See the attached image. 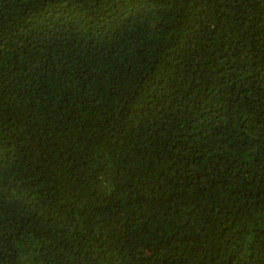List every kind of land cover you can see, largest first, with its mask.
<instances>
[{
    "label": "trees",
    "instance_id": "trees-1",
    "mask_svg": "<svg viewBox=\"0 0 264 264\" xmlns=\"http://www.w3.org/2000/svg\"><path fill=\"white\" fill-rule=\"evenodd\" d=\"M0 264H264V0H0Z\"/></svg>",
    "mask_w": 264,
    "mask_h": 264
}]
</instances>
